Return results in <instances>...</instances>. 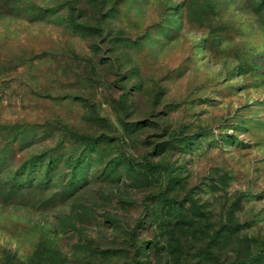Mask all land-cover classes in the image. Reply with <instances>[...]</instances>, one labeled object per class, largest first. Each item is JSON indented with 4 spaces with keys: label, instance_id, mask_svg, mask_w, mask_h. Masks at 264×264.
Segmentation results:
<instances>
[{
    "label": "rangeland",
    "instance_id": "rangeland-1",
    "mask_svg": "<svg viewBox=\"0 0 264 264\" xmlns=\"http://www.w3.org/2000/svg\"><path fill=\"white\" fill-rule=\"evenodd\" d=\"M0 264H264V0H0Z\"/></svg>",
    "mask_w": 264,
    "mask_h": 264
}]
</instances>
